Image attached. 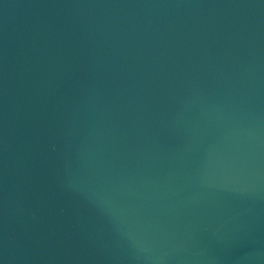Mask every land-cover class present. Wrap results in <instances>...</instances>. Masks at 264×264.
I'll return each instance as SVG.
<instances>
[{"label":"water","instance_id":"obj_1","mask_svg":"<svg viewBox=\"0 0 264 264\" xmlns=\"http://www.w3.org/2000/svg\"><path fill=\"white\" fill-rule=\"evenodd\" d=\"M0 264H264V0H0Z\"/></svg>","mask_w":264,"mask_h":264}]
</instances>
